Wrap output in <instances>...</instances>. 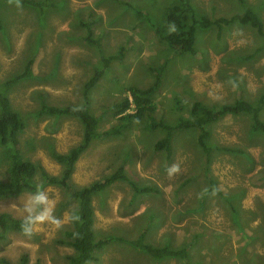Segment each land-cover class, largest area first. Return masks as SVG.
Here are the masks:
<instances>
[{
    "label": "rangeland",
    "instance_id": "1",
    "mask_svg": "<svg viewBox=\"0 0 264 264\" xmlns=\"http://www.w3.org/2000/svg\"><path fill=\"white\" fill-rule=\"evenodd\" d=\"M30 1L45 5L18 8L16 0L0 1V84L32 62L31 76L7 93L25 125L17 134L20 155L50 176L61 174L52 152L66 154L77 146L83 127L71 117L41 116L39 109L83 105L84 85L98 72L88 94L89 112L97 118L98 134L119 131L93 140L70 179L82 188L121 167L129 181L91 197L95 236L110 243L89 264H264V136L252 131L250 116L226 114L205 128L208 159L197 144L199 130L175 131L167 153L154 149L165 130L151 128L188 119L197 102L217 109L237 102L260 106L264 121V0H188L198 17L230 18L251 9L263 23L262 34L236 22L197 28L193 53L169 47L152 27L178 0ZM159 68L164 70L152 96L154 110L118 128L114 106L125 99L131 103L129 87H151ZM133 112L131 106L128 113ZM6 147L0 143L3 181ZM174 163L181 171L169 178L166 170ZM133 186L147 192L136 193ZM42 187L57 217L74 212L76 202L61 187ZM29 193L0 199V213L23 219L19 207ZM71 229L66 221L59 230L43 225L31 237L9 233L0 258L17 263L27 255V264H67L73 250L58 241ZM140 235L153 248L187 247L188 256L154 260L129 244Z\"/></svg>",
    "mask_w": 264,
    "mask_h": 264
},
{
    "label": "trees",
    "instance_id": "2",
    "mask_svg": "<svg viewBox=\"0 0 264 264\" xmlns=\"http://www.w3.org/2000/svg\"><path fill=\"white\" fill-rule=\"evenodd\" d=\"M4 1V0H0ZM15 1V0H8ZM20 3L27 6L42 8L45 2H32L30 0H20ZM240 25H250L262 34L263 23L258 15L251 9H247L243 14H237L230 18H217L210 20L198 17L194 14L188 0H178L175 5L169 7L162 16L158 24H153L156 36L169 47L178 49L181 52L193 53L192 43L195 30H206L211 26L218 29L229 26L233 23ZM174 26V30H173ZM1 29V25H0ZM108 63V61H107ZM31 64L29 61L21 75L12 77L0 84V143L7 146V159L9 160L7 178L5 181L0 180V199L14 198L26 192H35L37 185H52L61 187L70 200L76 202V208L73 213L79 215L80 219L72 222V229L65 233L64 239L58 243L65 245L73 250L67 257V264H89L97 262L98 253L110 243V239H97L94 233V213L91 206V197L115 182H129L120 167L110 176L101 181H96L89 186L82 188L74 187L71 182L74 165L79 156L89 147L90 143L97 138H105L111 134L117 135L118 130L114 128L103 134L97 133V118L89 112L88 94L100 79L101 72L93 75L84 85L83 105L80 106H49L42 105L39 109V115L48 117H71L79 121L83 127L81 142L71 148L66 154L52 152L53 159L63 166L59 176H50L39 165L26 161L17 148V134L25 128L20 115L12 109L10 100L7 96L8 91L19 81L31 76ZM164 68L156 69V78L153 85L147 89L129 87L131 103L125 99L122 103L114 106V117L120 122L118 128L131 126L134 122L140 121L146 112L154 110L152 96L158 88ZM133 104V105H132ZM261 105V104H260ZM131 106L134 107L133 113H128ZM260 106H255L245 102H237L235 106H223L219 109L209 108L204 104L197 102L190 110V117L181 120L177 125L171 126L164 123L151 124L153 129H163L166 136L159 140L155 145L156 151L169 152L171 148L170 140L173 133L179 129H197L199 134L197 144L204 152L206 158L210 156V148H207L206 140L209 137V131L205 128L218 122L226 114H246L251 118V129L253 132L264 136V121L260 118ZM10 143L11 146L7 144ZM234 153L233 150H229ZM38 177L40 183L38 181ZM131 184V183H129ZM136 193H145L146 189L134 187ZM23 219H16L8 213H0V245L6 239L7 235L12 232L22 234L21 224ZM79 233L74 238L73 233ZM143 235H140L136 242H130L133 247L139 248L147 253L154 260L164 258L185 260L188 256L187 247L172 249L168 247L153 248L142 242ZM138 249V250H139ZM28 256L23 255L17 263H12L6 258H0V264H27ZM39 264V263H36Z\"/></svg>",
    "mask_w": 264,
    "mask_h": 264
},
{
    "label": "clouds",
    "instance_id": "3",
    "mask_svg": "<svg viewBox=\"0 0 264 264\" xmlns=\"http://www.w3.org/2000/svg\"><path fill=\"white\" fill-rule=\"evenodd\" d=\"M16 6L21 7L20 0H16ZM180 171L179 164L174 163L167 168L166 174L169 178H173ZM19 208L24 214L21 231L23 235L28 237H31L34 231L43 225L53 226L56 230H59L66 221L76 222L80 219L79 215L75 213L66 214L65 218L57 217L54 214L55 204L41 185H37L35 192L27 195L23 205ZM73 235L75 238L78 237L79 233L74 232Z\"/></svg>",
    "mask_w": 264,
    "mask_h": 264
}]
</instances>
